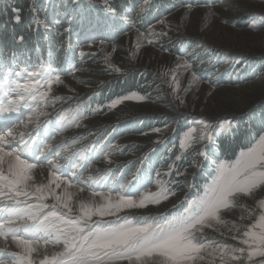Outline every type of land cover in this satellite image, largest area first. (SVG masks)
I'll use <instances>...</instances> for the list:
<instances>
[{
  "label": "snow or ice",
  "instance_id": "1",
  "mask_svg": "<svg viewBox=\"0 0 264 264\" xmlns=\"http://www.w3.org/2000/svg\"><path fill=\"white\" fill-rule=\"evenodd\" d=\"M104 3L111 17L119 16L109 0ZM144 3L148 4L149 0ZM72 4L74 11L81 6L80 0H72ZM12 11L15 21L20 23V10ZM31 11L36 28L49 31L51 25L39 17V9L33 6ZM144 11L142 7L140 13ZM55 23L59 25L60 21ZM112 23L115 24V20ZM102 27H107V23L97 21L87 38L96 39V30ZM71 31L69 26L58 32L60 36H68L69 48ZM19 39L23 41L24 37ZM148 43L153 41L148 40ZM80 55L87 54L81 52ZM48 56L47 60L38 56L35 63H31L29 57L25 67L16 65L18 71L9 62H0V73H3L0 79V243L3 244L0 264H264V196L256 199L257 193L264 192V130L257 132L249 124L246 132L250 139L240 147L236 158L220 160L216 153L222 151V146L217 139L222 134L239 131L233 122L235 118H222L215 128L205 119H194L196 126L189 127L180 138L181 154L176 155L175 161L184 159L183 154L191 149L196 157L213 166L210 182L190 184L189 188L196 189V193L191 198L185 197L183 211L176 215L136 216L128 210L160 205L176 195L169 187L173 181L160 178L172 175L175 162L168 165L167 172H156L155 191L148 187L151 181L142 183L139 179L140 168L132 174L131 180L115 188L118 178L111 179L115 175L111 168L103 175L95 178L89 175L84 179L81 169L89 168L94 160L103 156L112 163L113 147L105 150L103 146H93L73 151L81 137L57 145L52 143L55 133L80 127L87 116L86 107L78 104L76 108L57 112L55 119L48 118V108L71 99L54 95L53 85L64 82L61 69L53 67L51 52ZM8 59L15 63L16 53ZM65 62L71 63L67 57ZM182 66L185 70L192 67L187 60ZM71 67L76 70L75 65ZM114 70L122 71L118 67ZM169 71V86L175 93L180 89V82L176 70ZM169 71L162 75H169ZM192 81L198 82L195 72L190 83ZM132 99L143 101L146 97L132 93L112 101L109 107ZM180 103L184 100L180 99ZM62 154H66L63 159L71 163L60 164ZM192 167L204 168V165L197 160ZM85 185L90 190L89 195L80 198ZM248 199H255V205H247ZM235 209L241 210L239 223L224 217L225 212ZM245 220L251 222L245 224ZM206 229L226 239H210L205 234ZM227 239L236 243H227ZM10 245L17 250L9 251Z\"/></svg>",
  "mask_w": 264,
  "mask_h": 264
},
{
  "label": "rangeland",
  "instance_id": "2",
  "mask_svg": "<svg viewBox=\"0 0 264 264\" xmlns=\"http://www.w3.org/2000/svg\"><path fill=\"white\" fill-rule=\"evenodd\" d=\"M8 3L9 0H0V5ZM80 5L74 11L73 4L68 0H31L20 23L13 24L8 17L4 20L0 18V62H9L18 71L19 67L26 66L29 57L30 62L35 63L38 56L49 59L51 52L53 67L61 69L64 82L53 85V93L71 99L57 103L55 108H48V118L55 119L57 112L76 108L78 104L86 107L87 116L80 127L55 133L52 143L57 145L81 137L83 139L74 145L73 151L77 147L79 150L93 146H103L105 150L113 147L112 163L107 160L102 162L101 156L87 168L88 176L98 177L111 168L115 173L111 179L118 178L113 186L115 188L131 180L132 174L140 168L139 179L142 183L151 181L148 187L155 191L156 172L162 173V162L159 166L158 159L162 157L163 148L167 152L166 162L171 161L172 164L173 158L181 154L179 142L182 134L189 127L196 126L194 119H205L215 128L218 120L235 118L233 122L238 125L239 131L231 135L222 134L217 139L222 151L216 155L221 154L219 159L225 156L221 160L236 158L240 151L236 149L250 139L246 132L249 124L257 132L264 130V20L261 19L264 17V0H149L148 4L144 0H130L124 16L118 17H111L104 1H80ZM33 6L39 9V17L50 23L49 31L43 27L37 29L32 23ZM142 7L145 11L140 13ZM88 8L94 9L92 23L89 18L81 17ZM56 20L60 21L59 25ZM80 21L88 25L83 34H77ZM97 21L106 22L107 27L97 29V38L90 40L87 34ZM69 26L72 29L70 48L67 46L68 36L58 35ZM17 31H21L19 37L23 36V41L18 37L14 38V42L12 33ZM161 32L167 35H160ZM148 40L153 43L149 44ZM81 52L87 55L82 57ZM12 53L17 55L15 63L8 59ZM66 57L70 64L65 62ZM184 60L191 64L189 70L183 68ZM72 65L76 70L72 69ZM115 67L122 71L116 72ZM171 69L176 70L180 82V89L175 93L169 86ZM165 71H169V75H162ZM193 72L198 82L190 83ZM2 76L3 73H0V79ZM132 80L134 83L131 84ZM185 89L189 90L185 92ZM132 93L146 99L124 100L114 108L109 107L112 101ZM180 99L184 100L183 104ZM246 107L252 110L247 114L241 113ZM156 128L161 131L154 132ZM236 140L245 142L238 145L233 154L231 146ZM208 147L215 151L212 145ZM128 148L131 150L129 156L119 161V157L127 156ZM63 155L66 154H62L58 162L71 163L63 159ZM183 155L184 159L175 161V173L167 180L173 181L169 187L176 195L160 205L129 212L136 216L171 217L183 211L182 201L196 193V189H190L189 185L209 183L212 178L209 173L213 172V166H207L209 162L196 157L191 149ZM197 160L204 168L192 167ZM98 161H101L100 164ZM141 161L144 163L141 164ZM153 165L156 166L154 169ZM85 188L80 198L88 197L90 190L86 185ZM262 196L264 192L257 193L256 199ZM255 202V199L245 201L249 206H254ZM240 215V209L224 213L225 219L238 223ZM250 222L243 221L245 224ZM205 234L217 241L226 239L212 229H206ZM227 243L235 244L236 241L227 239ZM8 250L14 251L11 248Z\"/></svg>",
  "mask_w": 264,
  "mask_h": 264
},
{
  "label": "trees",
  "instance_id": "3",
  "mask_svg": "<svg viewBox=\"0 0 264 264\" xmlns=\"http://www.w3.org/2000/svg\"><path fill=\"white\" fill-rule=\"evenodd\" d=\"M30 1L31 0H9V3L6 6L0 5V18L1 20L6 19L7 17L13 22V24L16 22L14 19V14H13V9H19L20 10V15L21 18L24 16V11L27 10L30 6ZM70 3H72V0H68ZM82 3L86 1L90 2H97V3H102L104 0H80ZM109 2L115 6L118 10L119 15L124 16L125 12L128 9V5L130 4V0H109ZM89 9V8H88ZM17 23V22H16ZM21 31H17L12 33L13 35V40L15 42V39H17L20 35ZM15 38V39H14ZM14 44V43H13ZM8 49V47H6ZM134 83V81H131ZM245 142V140H236L233 143V146H231L232 151L238 146L242 145Z\"/></svg>",
  "mask_w": 264,
  "mask_h": 264
},
{
  "label": "crops",
  "instance_id": "4",
  "mask_svg": "<svg viewBox=\"0 0 264 264\" xmlns=\"http://www.w3.org/2000/svg\"><path fill=\"white\" fill-rule=\"evenodd\" d=\"M131 150L128 148V152H127V156H121V157H119L118 158V160L120 161L121 159H125V158H127L128 156H129V152H130ZM159 156V155H158ZM157 156V157H158ZM162 160H164L165 158H166V149L165 148H163V151H162ZM161 158H159L158 159V163H159V166L161 165ZM105 159L103 158L102 159V162L104 161ZM101 162V161H100ZM98 163H99V161H98ZM154 167H153V169L156 167L155 165H153Z\"/></svg>",
  "mask_w": 264,
  "mask_h": 264
},
{
  "label": "flooded vegetation",
  "instance_id": "5",
  "mask_svg": "<svg viewBox=\"0 0 264 264\" xmlns=\"http://www.w3.org/2000/svg\"><path fill=\"white\" fill-rule=\"evenodd\" d=\"M170 163V162H169ZM168 162L163 161L162 163V173H165L168 171ZM175 173V169L172 170V175H162V179H169L171 176H173V174ZM178 176V175H177Z\"/></svg>",
  "mask_w": 264,
  "mask_h": 264
},
{
  "label": "bare ground",
  "instance_id": "6",
  "mask_svg": "<svg viewBox=\"0 0 264 264\" xmlns=\"http://www.w3.org/2000/svg\"><path fill=\"white\" fill-rule=\"evenodd\" d=\"M251 110H252L251 107H246V108H244V109L242 110L241 113L247 114V113H249ZM46 175H47V170L44 168V176L46 177ZM0 246H3V244L0 243ZM9 248L13 249L14 251L17 250V249H15L14 246H11V245L9 246Z\"/></svg>",
  "mask_w": 264,
  "mask_h": 264
}]
</instances>
